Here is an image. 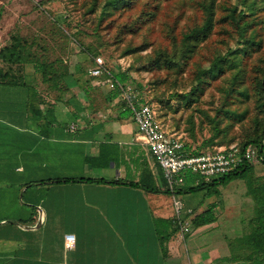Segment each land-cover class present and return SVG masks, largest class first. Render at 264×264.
<instances>
[{"label":"crops","instance_id":"1","mask_svg":"<svg viewBox=\"0 0 264 264\" xmlns=\"http://www.w3.org/2000/svg\"><path fill=\"white\" fill-rule=\"evenodd\" d=\"M5 32L0 30V47L8 42ZM0 91V101L6 102L0 108L8 112L14 93L23 100L26 97L20 89L0 86ZM42 95L55 102L52 95ZM64 95L71 97V108L62 110L55 104L33 120L35 144L47 157L51 154L62 162L55 177L30 188L28 176L35 163L29 157L0 158V165L10 166L0 168V179L19 181L25 188L23 198L27 195L29 204L37 207L19 223L0 219V264H188L173 194L168 193L169 198L162 191L115 182L165 186L163 168L140 136L132 109L126 114L117 107L120 97L107 108H90L87 95L77 86ZM64 117L63 125L57 124ZM23 119L32 120L31 113L24 110ZM57 179L70 181L52 182ZM193 194L186 193V199L177 195L194 213L202 201H194ZM157 218L171 224V231L169 227L160 230ZM69 238L74 240L72 247L66 245ZM197 264L206 262L197 260Z\"/></svg>","mask_w":264,"mask_h":264},{"label":"trees","instance_id":"2","mask_svg":"<svg viewBox=\"0 0 264 264\" xmlns=\"http://www.w3.org/2000/svg\"><path fill=\"white\" fill-rule=\"evenodd\" d=\"M164 1L169 0H86L83 9L84 14L89 15L88 18L77 21L73 25L67 23V16H61L58 22L63 26L71 27L73 25L76 28V32H74L76 38L81 33L99 38L101 30L114 23L112 16L115 13L119 12L122 15L123 12H133L132 15L129 14L131 20L120 26L125 29V31H122L123 28L121 29L122 36L119 39L122 40L125 33L135 34L153 20ZM40 3H44V0H41ZM199 4L204 11L202 23L184 29L180 36L171 35V49L154 48L144 59V55L139 52L145 50L151 41L143 40L139 45L125 46L123 54L139 55L136 69L167 68L181 72L210 38L216 25L220 24V31L236 39V47L224 39V42L229 43L227 50L223 52L217 48L215 54L209 58L208 66L197 62L196 70L190 77V88L183 92L176 91L173 94L180 101L179 106L174 110L178 111L181 105L190 111L187 118L188 132L194 142L182 139L186 151L193 155L206 153L210 150L212 152L220 151L219 149L226 150L234 145L243 148L254 144L264 163V55L250 67L251 74L248 81L245 69L249 56H252L254 52L261 51L264 47V34L261 32L264 30V0H237L235 4L224 5L222 7L224 13L219 17L216 16L215 0H203ZM108 19H110L109 23L105 26ZM88 20L90 23L87 22ZM103 45L104 43L100 42L98 46ZM82 51L90 54L91 58L89 57L87 62L77 63L72 71L59 57L52 59L45 53L36 50L33 39L29 40L21 34H12L10 41L0 47V86L20 89L26 95L25 104L34 121L38 120L43 109L52 110L55 107L52 100H47L42 95L44 92L52 95L51 98L58 101L62 100L65 92L70 91L74 86L87 95L90 108H107L115 98L122 94L116 80L118 79L122 83H132L130 70L114 72L108 68L109 72L105 71L99 76H94L90 72V68L93 66L90 64L95 62L93 54L97 51V47L85 46ZM227 70L231 71V75L227 78V84L222 87V96L219 97L216 107L213 108V112H210L199 105L201 96L206 92L212 79L221 76ZM104 81H108L109 88L104 85ZM138 87L139 89L137 87L136 89L143 96V100L152 103L153 101L147 98L143 84L138 83ZM169 100L166 104L170 106ZM248 100H253V113L249 120L246 118L250 104L243 105ZM119 101L117 107L125 109L128 114L131 108L126 100L119 98ZM161 101L165 102L164 99ZM4 103L6 102L0 101V107H6ZM68 103H70L69 100ZM197 118H199V123L206 121L211 127L210 135L204 136L199 144L195 143ZM236 125H239L240 131L237 135H233L232 131ZM214 145L216 146L210 149ZM184 177L185 181L175 186L177 194L196 193L206 189L205 195H212L219 193L220 187L233 180H246L247 194L252 197L255 203L254 215L249 221L251 229L235 238L233 247L237 253L225 256V258L229 261H244L246 264H264V173L261 175L255 173V163L245 161L238 168L214 177L210 181L202 178L197 180V176L190 172L185 173ZM59 181L70 180H52V182ZM115 182L144 187L150 191L172 193L166 186V178L164 188L147 187L134 181ZM216 207V201L204 209L197 206L192 218L193 227L215 223L218 220L215 213Z\"/></svg>","mask_w":264,"mask_h":264},{"label":"rangeland","instance_id":"3","mask_svg":"<svg viewBox=\"0 0 264 264\" xmlns=\"http://www.w3.org/2000/svg\"><path fill=\"white\" fill-rule=\"evenodd\" d=\"M85 1L46 0L45 2L44 0V3H40L41 0H0V30L9 34L7 41H10L12 34H21L29 40L33 39L36 50L45 53L47 57L52 59L59 57L64 64L69 66L68 69L72 71L77 63L87 62L89 57L91 58L90 54L82 51L85 46L97 47V51L93 54L95 58L103 57L107 67L114 72L129 69L130 81L138 89V83L143 84L147 98L153 101L158 120L164 128L185 138L188 142H194L188 132L187 118L190 111L181 105L180 109L175 111L174 109L179 106L180 101L173 94L176 91L183 92L190 88V77L196 70L197 62L202 63L203 66H208V60L215 54L217 48L225 52L229 43L236 47V39L220 31V24H217L210 38L203 44L200 51L191 58L183 71L176 72L167 68L156 70L136 69L139 55H124L125 46H136L141 44L143 40L151 41V44L145 50H142L141 53L139 52V54L144 55V59L154 48L171 49V35L180 36L181 31L184 29L202 23L204 11L199 3L203 0L164 1L161 3L153 20L142 29H139L138 32H135V34L125 33L122 40L119 39L122 36L121 29L123 28L122 31H125V29L124 27L120 28V26L131 20L129 14L132 15L133 12H123L122 15L119 12L115 13L112 16L114 23L104 27L99 38L85 33H81L76 38L74 34L76 28L73 25L89 16L84 14L83 5ZM236 2L237 0H215L216 16L219 17L224 13L222 8L224 5H231ZM61 16H67V23L73 25L71 27L61 25L58 22ZM109 20L106 21L105 26L109 23ZM87 22L90 23V20ZM261 32L264 34V30ZM71 33L73 34L72 36L70 35ZM224 39L229 43L224 42ZM100 42L104 43L101 47L98 46ZM263 50L264 47L261 51L254 52L252 56H249L245 66L247 81L251 74L250 67L259 57L264 55ZM90 65L94 66L95 62ZM230 75L231 71L227 70L221 76L212 79L206 92L201 96L199 105L213 112L219 97L222 96V87L227 84V78ZM107 84L108 81H104V85L109 88ZM68 95L70 94L68 93ZM12 96V110L9 112L0 111L3 113L0 114V158L20 161L23 157H29L35 163L31 166V175L28 176V179H30L28 185L31 188L33 184L55 177L57 175L55 174L56 170L62 167V162L54 155L50 154L47 157L42 150L43 148H39L35 144L37 140L34 137L33 130L35 123L33 120L23 119V111L28 112L30 110L26 106L25 100L19 98L17 93ZM68 97L64 96L62 100L55 101L54 104H57L62 110L71 108L70 103H68L71 97ZM48 98L46 99L49 100ZM120 98L124 97L120 95ZM161 99H164L165 102L163 103ZM168 99H170V106L166 104ZM246 104H250L246 118L249 120L253 113V100L245 101L243 105ZM65 120V117L64 119L58 118L57 124L63 125ZM196 121L197 139L195 143L199 144L204 136L210 135L211 127L206 121L205 123H199V118ZM23 131H26V133H23ZM239 131V125H236L232 134L237 135ZM30 148H32V152L29 150ZM209 152H212V150ZM38 154H40L41 158L38 157ZM44 160L47 163L46 167L42 166L45 163ZM1 167L9 168L10 166L0 165ZM255 173L258 175L264 173V163L261 160L255 163ZM24 189L21 188V184L17 180H11L6 177L0 179V219L7 217L12 223H19L21 219H27L32 214V211L37 208L29 204L26 200L27 195L23 198ZM206 191V189H202L193 194L192 196H195L194 201H202L200 202L201 209L216 201L215 213L218 220L215 223V227L210 226L208 228L205 226L193 227L192 222H190V230L182 237L184 238V243H182L183 255L187 263L197 264V260H199L209 264L217 256L218 259L212 264H246L244 261H229L225 258V256H232L237 253V250L233 247L235 238L249 232L251 229L249 221L254 215L255 203L252 197L247 194L246 180H233L227 185L220 187V192L216 194L205 195ZM164 193L169 197L167 192ZM180 195L186 199L185 193ZM175 216L174 220L172 219L174 224ZM189 217L191 219V216ZM157 222L160 230L164 227H169V231H171V224L168 225L161 218H157ZM170 233L168 237L174 235L176 231H173V234Z\"/></svg>","mask_w":264,"mask_h":264},{"label":"built area","instance_id":"4","mask_svg":"<svg viewBox=\"0 0 264 264\" xmlns=\"http://www.w3.org/2000/svg\"><path fill=\"white\" fill-rule=\"evenodd\" d=\"M105 71H108V67L104 58H95V65L90 68L91 74L99 76ZM116 83L128 106L132 109L133 116L138 123L140 136L148 144L163 168L167 181L166 186L173 194L179 232L184 237V234L190 230L191 222L184 216L193 215V209L186 207L184 201L175 192V186L185 181L184 174L190 172L197 176V180L202 178L210 181L214 177L238 168L245 161L256 163L261 160L258 148L254 144L243 148L234 145L229 149L217 152L189 154L182 137L164 128L158 120L154 105L144 101L143 96L132 83H122L118 79ZM73 243V238L66 241L68 247H72Z\"/></svg>","mask_w":264,"mask_h":264}]
</instances>
